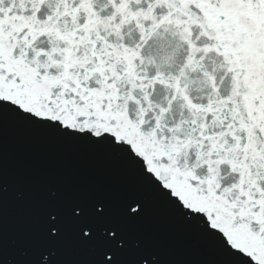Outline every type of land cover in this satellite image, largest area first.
Returning a JSON list of instances; mask_svg holds the SVG:
<instances>
[{"label":"snow or ice","instance_id":"1","mask_svg":"<svg viewBox=\"0 0 264 264\" xmlns=\"http://www.w3.org/2000/svg\"><path fill=\"white\" fill-rule=\"evenodd\" d=\"M9 129L131 180L115 196L49 188L12 259ZM154 204L208 264H264V0H0V264H164L136 235ZM69 232L89 259H61Z\"/></svg>","mask_w":264,"mask_h":264},{"label":"water","instance_id":"2","mask_svg":"<svg viewBox=\"0 0 264 264\" xmlns=\"http://www.w3.org/2000/svg\"><path fill=\"white\" fill-rule=\"evenodd\" d=\"M130 180L131 177L116 173L102 157L57 145L20 129H9L4 173L7 254L12 259H23V247L29 243L30 229L40 216L49 188L55 187L65 195L115 196ZM136 235L157 248L164 264H208L217 259L208 246L185 233L158 204L152 206ZM134 255L133 248L127 259H134ZM89 257L86 249L75 246L69 232L61 259Z\"/></svg>","mask_w":264,"mask_h":264}]
</instances>
